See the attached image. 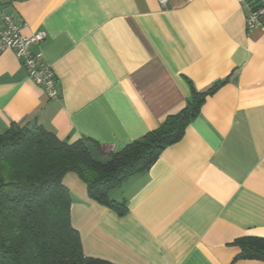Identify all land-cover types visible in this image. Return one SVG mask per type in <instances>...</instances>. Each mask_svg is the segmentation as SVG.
<instances>
[{"label":"crops","instance_id":"0c3cea01","mask_svg":"<svg viewBox=\"0 0 264 264\" xmlns=\"http://www.w3.org/2000/svg\"><path fill=\"white\" fill-rule=\"evenodd\" d=\"M241 0H0L57 78V96L0 52V132L36 123L63 141L87 137L107 160L180 111L191 85L218 81L185 133L109 192L118 215L66 173L84 255L115 264H264L233 243L264 237V29Z\"/></svg>","mask_w":264,"mask_h":264},{"label":"trees","instance_id":"16d2710c","mask_svg":"<svg viewBox=\"0 0 264 264\" xmlns=\"http://www.w3.org/2000/svg\"><path fill=\"white\" fill-rule=\"evenodd\" d=\"M218 86L197 91L191 85L180 111L107 154V160L97 158L103 151L90 138L63 141L39 124L11 122L0 132V264H115L84 255L71 224L64 175L76 174L91 199L123 215L126 201L111 199L109 192L147 171L167 146L181 139ZM233 243L240 248L238 258L264 261V237L248 235Z\"/></svg>","mask_w":264,"mask_h":264},{"label":"built area","instance_id":"2783aa9c","mask_svg":"<svg viewBox=\"0 0 264 264\" xmlns=\"http://www.w3.org/2000/svg\"><path fill=\"white\" fill-rule=\"evenodd\" d=\"M249 9L246 26L249 30L264 29V0H241ZM165 6L166 0H159ZM46 32L37 30L30 35L21 32V26L14 22L10 15H3V26L0 29V52L12 49L20 65L35 83L42 86L49 98L57 96V78L53 67L41 61L40 51L34 52L31 47L45 40Z\"/></svg>","mask_w":264,"mask_h":264},{"label":"water","instance_id":"95a60500","mask_svg":"<svg viewBox=\"0 0 264 264\" xmlns=\"http://www.w3.org/2000/svg\"><path fill=\"white\" fill-rule=\"evenodd\" d=\"M217 83H218V81H215V82H214V84H217Z\"/></svg>","mask_w":264,"mask_h":264}]
</instances>
